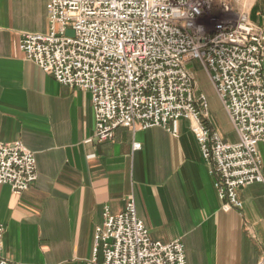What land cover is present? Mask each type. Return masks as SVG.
<instances>
[{
  "label": "crops",
  "instance_id": "0c3cea01",
  "mask_svg": "<svg viewBox=\"0 0 264 264\" xmlns=\"http://www.w3.org/2000/svg\"><path fill=\"white\" fill-rule=\"evenodd\" d=\"M236 1L247 2L238 11L264 30V0ZM48 2L0 0V143L20 141L38 174L22 194L0 185L2 256L10 264H88L104 210L120 214L132 197L151 240H181L187 264H264V143L263 182L241 188V208L225 213L185 121L177 137L161 127L118 128L97 142L90 94L58 84L21 50L25 34L48 31ZM206 96L209 125L237 142L214 91Z\"/></svg>",
  "mask_w": 264,
  "mask_h": 264
},
{
  "label": "built area",
  "instance_id": "2783aa9c",
  "mask_svg": "<svg viewBox=\"0 0 264 264\" xmlns=\"http://www.w3.org/2000/svg\"><path fill=\"white\" fill-rule=\"evenodd\" d=\"M214 2L49 0L48 31L25 34L21 50L58 84L90 94L97 142L111 141L118 128L161 127L177 137L185 121L227 213L241 208V188L263 182L264 30L223 4L233 18L208 32L201 20ZM191 63L207 74L237 142L209 125V100ZM37 176L33 152L20 141L0 143V185L22 194ZM4 233L0 224V264H10L2 256ZM88 264L187 262L181 240H151L129 197L120 214L104 210Z\"/></svg>",
  "mask_w": 264,
  "mask_h": 264
},
{
  "label": "rangeland",
  "instance_id": "374dc122",
  "mask_svg": "<svg viewBox=\"0 0 264 264\" xmlns=\"http://www.w3.org/2000/svg\"><path fill=\"white\" fill-rule=\"evenodd\" d=\"M246 3L247 2H237L236 0H215L210 10L205 13L201 23L204 24L208 32H212L215 23L233 18L231 13L222 10L223 4L231 7L233 12H237L239 9H242ZM189 68L195 74L199 91L206 95L212 93L213 88L207 74L196 63L189 64Z\"/></svg>",
  "mask_w": 264,
  "mask_h": 264
},
{
  "label": "water",
  "instance_id": "95a60500",
  "mask_svg": "<svg viewBox=\"0 0 264 264\" xmlns=\"http://www.w3.org/2000/svg\"><path fill=\"white\" fill-rule=\"evenodd\" d=\"M68 34L71 35V36L73 35V33L71 31H69Z\"/></svg>",
  "mask_w": 264,
  "mask_h": 264
},
{
  "label": "bare ground",
  "instance_id": "6f19581e",
  "mask_svg": "<svg viewBox=\"0 0 264 264\" xmlns=\"http://www.w3.org/2000/svg\"><path fill=\"white\" fill-rule=\"evenodd\" d=\"M48 22V21H47Z\"/></svg>",
  "mask_w": 264,
  "mask_h": 264
}]
</instances>
